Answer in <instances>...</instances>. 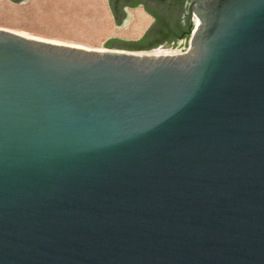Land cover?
Returning <instances> with one entry per match:
<instances>
[{"label": "water", "instance_id": "water-1", "mask_svg": "<svg viewBox=\"0 0 264 264\" xmlns=\"http://www.w3.org/2000/svg\"><path fill=\"white\" fill-rule=\"evenodd\" d=\"M188 23L172 55L0 28V264H264V0Z\"/></svg>", "mask_w": 264, "mask_h": 264}, {"label": "rangeland", "instance_id": "rangeland-1", "mask_svg": "<svg viewBox=\"0 0 264 264\" xmlns=\"http://www.w3.org/2000/svg\"><path fill=\"white\" fill-rule=\"evenodd\" d=\"M78 2L82 1L26 0L15 3L9 0H0V28L21 31L35 36L37 34L39 37L67 41V43L90 48H100V45L110 37L137 40L142 36L139 34L140 30L148 24L147 21L138 24L124 20L122 27H115L103 0L101 2L95 0L94 5L85 7ZM132 14L134 15L133 19H144L142 16ZM137 24L139 29L135 30ZM161 46L158 45L149 50L130 51L149 52Z\"/></svg>", "mask_w": 264, "mask_h": 264}, {"label": "flooded vegetation", "instance_id": "flooded-vegetation-1", "mask_svg": "<svg viewBox=\"0 0 264 264\" xmlns=\"http://www.w3.org/2000/svg\"><path fill=\"white\" fill-rule=\"evenodd\" d=\"M191 0H122L124 5L115 15L119 21L127 19L126 8L134 9L137 4L151 18V25L163 26L165 34H183L189 26V4ZM177 43V42H176ZM173 44V43H171ZM169 44V45H171ZM164 45V44H163Z\"/></svg>", "mask_w": 264, "mask_h": 264}, {"label": "trees", "instance_id": "trees-1", "mask_svg": "<svg viewBox=\"0 0 264 264\" xmlns=\"http://www.w3.org/2000/svg\"><path fill=\"white\" fill-rule=\"evenodd\" d=\"M16 2L17 0H11ZM190 27L186 28L183 34H165L163 33V26H153L151 30H153V34L149 31H146L145 34L137 40H123L120 38H109L105 45H119L127 50H149L158 45L163 44H175L177 41L181 39H188L190 36Z\"/></svg>", "mask_w": 264, "mask_h": 264}, {"label": "bare ground", "instance_id": "bare-ground-1", "mask_svg": "<svg viewBox=\"0 0 264 264\" xmlns=\"http://www.w3.org/2000/svg\"><path fill=\"white\" fill-rule=\"evenodd\" d=\"M1 29L8 30V31H10L12 33H15V34H18L20 36L27 37V38L40 40V41H44V42H50V43H54V44H64V45L75 46V47L86 48V49H93V50H98V51L106 50V48L104 49V47L103 48H101V47L100 48H92V47L90 48V47H86V46L75 44V43H67V41L63 42L62 40L58 41V40H54V39L39 37V36H37V34L35 36V35H31V34H28V33H25V32L12 30V29H6V28H1ZM138 53H141V54H152V55H172V54H174L173 52H170L169 50L160 49V48L151 50L149 52H138Z\"/></svg>", "mask_w": 264, "mask_h": 264}, {"label": "crops", "instance_id": "crops-1", "mask_svg": "<svg viewBox=\"0 0 264 264\" xmlns=\"http://www.w3.org/2000/svg\"><path fill=\"white\" fill-rule=\"evenodd\" d=\"M9 1H11V0H9ZM76 1H77V0H76ZM78 1H82L81 3H79V2H78V3H79L80 5H83L84 7H85V6H92V5L95 4V3H94L95 0H78ZM98 1L101 2V0H98ZM103 1H104L105 5L107 6L108 12H109V14H110V16H111V18H112V15H111L110 9H109V7H108V5H107V1H106V0H103ZM79 4H78V5H79ZM126 12L129 14V18L126 19V20H128V21H131V22H137L138 24H140V23H142V22H144V21H147V22H148V24H147L145 27H143L142 30H140V33H139V34H144V32L147 30V28L151 25V18H150V17L147 15V13L143 10L142 6L139 5V4H137L136 8H134V9L126 8ZM132 13H134L135 16H142L144 19H133V16H134V15H133ZM138 24H137V26L134 28L135 30L139 29Z\"/></svg>", "mask_w": 264, "mask_h": 264}, {"label": "built area", "instance_id": "built-area-1", "mask_svg": "<svg viewBox=\"0 0 264 264\" xmlns=\"http://www.w3.org/2000/svg\"><path fill=\"white\" fill-rule=\"evenodd\" d=\"M190 34H191V33H190ZM189 39H190V36H189V38H188V40H187V47L184 46L185 39H181V40L179 41V43H178L176 46H174L173 48H171L172 45H170L168 48H165V49H166V50H169L170 52H173L174 54L183 53V52H185V51L188 49V46H189ZM181 43H182V45H181L180 47H178ZM176 47H178V48H176ZM184 48H185V49H184ZM180 49H184V50L181 51Z\"/></svg>", "mask_w": 264, "mask_h": 264}]
</instances>
